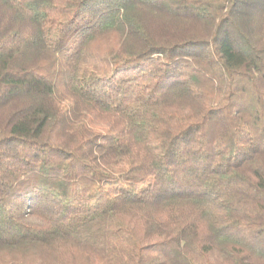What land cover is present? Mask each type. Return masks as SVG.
I'll return each mask as SVG.
<instances>
[{"label":"trees","instance_id":"trees-1","mask_svg":"<svg viewBox=\"0 0 264 264\" xmlns=\"http://www.w3.org/2000/svg\"><path fill=\"white\" fill-rule=\"evenodd\" d=\"M0 264H264V0H0Z\"/></svg>","mask_w":264,"mask_h":264}]
</instances>
